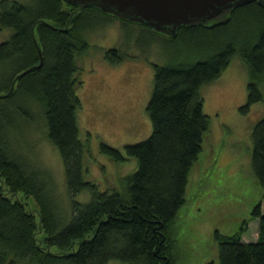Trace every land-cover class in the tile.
<instances>
[{
    "label": "trees",
    "instance_id": "obj_1",
    "mask_svg": "<svg viewBox=\"0 0 264 264\" xmlns=\"http://www.w3.org/2000/svg\"><path fill=\"white\" fill-rule=\"evenodd\" d=\"M238 18L244 19V27L235 34L230 26ZM116 19L118 44L104 49L110 60L127 54L122 50L126 44L146 45L172 35L198 41L207 53L190 60L152 62L145 103L150 130L122 146L124 154L135 156L136 165L123 175L119 188H99L82 175L85 144L75 118L80 106L75 89L81 83L75 55L86 48L84 29ZM214 19L180 23L172 33H165L96 5L0 0V27L8 29L0 39V264H105L110 258L173 264L167 229L184 201L187 173L208 124L199 84L216 76L238 51L248 70L240 109L252 101H264V5L248 0ZM28 66L8 91L16 72ZM35 102L41 104L45 133L60 154L68 193L89 192L84 201L71 200L65 221L52 205L43 178L46 169L12 144L11 128L29 116ZM250 137L251 168L263 185L264 111L253 122ZM99 148L113 159L123 158L117 147L104 141H99ZM259 202L238 229L228 233L214 229L216 262L208 259L201 264H264V212ZM249 218L257 220L256 236L243 239Z\"/></svg>",
    "mask_w": 264,
    "mask_h": 264
},
{
    "label": "rangeland",
    "instance_id": "obj_2",
    "mask_svg": "<svg viewBox=\"0 0 264 264\" xmlns=\"http://www.w3.org/2000/svg\"><path fill=\"white\" fill-rule=\"evenodd\" d=\"M117 21L84 29L86 48L75 55L81 78L75 89L80 99L75 118L85 144L82 175L99 188H119L123 175L136 165L135 156L124 154L122 146L143 138L150 130L145 103L151 87L152 62L163 63L174 58L190 60L207 53V48L197 44L198 41L172 35L155 38L146 45L126 44L122 50L127 54L110 60L104 49L118 44ZM241 26L244 27V19L238 18L230 29L237 34ZM7 32L6 27H0V39ZM247 78L246 63L236 51L216 76L198 86L208 124L187 173L184 201L167 229L173 264H201L208 259L216 262L214 229L225 233L238 229L258 200L264 212V198H261L264 184L258 183L250 163V130L264 111V101L258 99L240 109L245 101ZM40 107L35 102L29 116L13 125L11 132L15 141L12 138V144L33 163L46 169L43 178L52 205L57 217L65 221L71 213V200L84 201L89 192L80 189L72 195L68 193L62 160L45 133ZM99 141L117 147L123 158L113 159L102 152ZM28 199L30 206L35 204L31 195ZM256 227V218H249L242 233L248 239L253 238ZM105 264L144 263L110 258Z\"/></svg>",
    "mask_w": 264,
    "mask_h": 264
},
{
    "label": "water",
    "instance_id": "obj_3",
    "mask_svg": "<svg viewBox=\"0 0 264 264\" xmlns=\"http://www.w3.org/2000/svg\"><path fill=\"white\" fill-rule=\"evenodd\" d=\"M78 5H96L120 17L136 20L172 33L178 24H190L193 22L205 23L215 20L220 13L227 16L228 10L234 4L248 0H68ZM264 5V0H257ZM224 18V17H223ZM218 18L216 21H221ZM39 54L40 50L36 45ZM28 66L16 72L11 80L8 91L11 90L17 76L29 69Z\"/></svg>",
    "mask_w": 264,
    "mask_h": 264
},
{
    "label": "crops",
    "instance_id": "obj_4",
    "mask_svg": "<svg viewBox=\"0 0 264 264\" xmlns=\"http://www.w3.org/2000/svg\"><path fill=\"white\" fill-rule=\"evenodd\" d=\"M256 228H257V227H256ZM255 236H256V233H255ZM255 236H254L253 238H249V239H254ZM241 237H242L243 239H248V238L245 237V235H244L243 233L241 234Z\"/></svg>",
    "mask_w": 264,
    "mask_h": 264
}]
</instances>
